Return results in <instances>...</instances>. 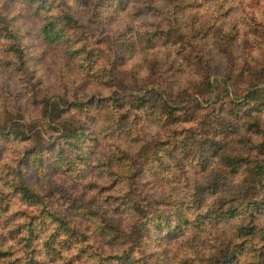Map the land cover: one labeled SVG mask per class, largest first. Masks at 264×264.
<instances>
[{"label": "rangeland", "instance_id": "rangeland-1", "mask_svg": "<svg viewBox=\"0 0 264 264\" xmlns=\"http://www.w3.org/2000/svg\"><path fill=\"white\" fill-rule=\"evenodd\" d=\"M133 1L110 12L55 0L51 10L89 9L88 46L123 53V64L113 66L115 98L156 90L171 110L137 111L116 130L103 110L109 90L96 78L80 90L74 80L80 62L67 64L60 47L40 44V19L21 0H0L25 56L19 62L7 51L12 39L0 33V250L6 252L0 264H212L240 242L241 218L209 220L205 210L240 201L253 209L243 225L257 234L229 264H263L257 251L264 253V205L254 209L252 202L264 198V179L256 176L264 164V111L257 114L262 126L245 129L236 105L250 92L253 103L264 97V0H184L182 37L168 34L175 45L144 44L155 24L131 14ZM156 25L167 32L164 23ZM127 39L133 48L124 49ZM32 92L47 98V115ZM78 97L89 106L75 103ZM64 121V129L72 124L80 131L74 158L49 149L65 132ZM15 124L30 139L8 137ZM37 124L43 131L29 130ZM24 187L38 203L21 194ZM176 206L188 219L183 231H158L157 217L170 214L161 222L171 225Z\"/></svg>", "mask_w": 264, "mask_h": 264}, {"label": "trees", "instance_id": "trees-1", "mask_svg": "<svg viewBox=\"0 0 264 264\" xmlns=\"http://www.w3.org/2000/svg\"><path fill=\"white\" fill-rule=\"evenodd\" d=\"M5 1V0H4ZM190 1V0H189ZM188 1V2H189ZM24 4L25 11L33 12V14L40 19V36L39 41L40 44L46 47H52L51 45H56L62 49L61 56L66 61L67 64L76 61V59L80 62L78 65V70H75L74 80H77V84L79 85L80 90L83 88L86 89L88 86L95 84L92 83L99 81L97 84L102 85L106 90H109V93L105 96L107 98V104L103 107L105 117L109 119L110 122H115L116 130L122 129L125 127V124L128 123L129 117L135 115L138 111L141 114H144L147 110H153V108L159 107L162 110L163 114H171V110L165 105V101L162 98V101L157 99L156 90H149L145 94L142 92H131L133 94H125L124 97H116L113 93L117 92L116 90V75H114V69L116 64L119 62L123 64L122 52L120 54H110L107 55L103 49H99L96 47L88 46V38L89 34L87 32L90 31V27L84 29V23L88 20H92L93 17L88 18L89 9H83V12L78 14L73 13L69 10H57L55 9L54 3L55 0H21ZM76 2H81V5L92 6V9L100 10L101 7L106 6L110 12L116 11V8L121 6H125L127 0H76ZM186 1L184 0H134L133 7L131 10L132 15H146L151 18L153 23L155 24L154 31H147L146 34L142 37V41L144 44L155 43L159 40H164L163 43H170L172 45L180 44L179 41L174 40L173 38H168L169 33H174L177 38L182 37V33L180 32L179 21H180V13L184 9V7L189 6L188 4H184ZM84 3V4H83ZM7 2H4L0 7V33L3 34L4 37H11L12 46H10L7 51L13 53V55L18 59L19 62H23L25 56L20 47L17 46L18 41L17 37L13 36L10 32L9 22L6 20L7 15ZM91 8V7H90ZM97 17L101 16L95 12ZM31 14V13H30ZM107 20L110 19L109 15H106ZM164 23L167 32H164L163 29H158L157 23ZM104 26V24H103ZM183 42L185 40L183 39ZM124 49L133 48L135 41L132 39H127L124 41ZM45 59V58H44ZM77 62V61H76ZM150 64V63H149ZM83 71V74H82ZM149 74V73H148ZM148 74L144 75V80H146ZM96 78V79H94ZM148 84V81H147ZM160 88V87H158ZM162 88V87H161ZM83 89V90H84ZM114 89V90H113ZM33 99L36 101V107L41 111L42 115L45 116L49 112L47 110L49 103L47 102V98L45 95H42V99L38 100L37 95L35 97L34 92H32ZM83 97H78V100L75 99V103L83 106H89V101L82 99ZM253 94L247 93L244 95V99L242 103H238L237 113L239 117L242 119V122L246 126L247 129L249 124L255 123L258 126H262L260 124V114L264 111V97L259 99L257 103H253ZM166 106V107H165ZM115 109L113 111V108ZM135 112V113H132ZM51 113V111H50ZM52 115V114H51ZM251 122V123H249ZM69 123V122H68ZM71 124V123H70ZM63 129L65 127V121L62 123ZM44 124H37L33 129H29L30 131L37 129L40 127L43 131ZM65 132L59 134L57 140L54 144L49 146V149L52 148L53 152L59 154L66 153L68 156L74 158L73 154L80 149V131L78 125H67L64 129ZM6 134V133H5ZM28 135L24 132L23 127L19 124H15L13 127L9 128L7 132V136L12 139L26 140L29 138ZM30 139V138H29ZM250 142V139H249ZM261 144L260 146H263ZM55 149V150H54ZM239 151V150H238ZM242 155L241 153L238 156ZM69 158L71 161L72 158ZM243 160L244 163H247V159L245 156L239 157ZM238 162V161H237ZM258 171H256V176L258 177V181L264 179V164H259ZM255 189V187H253ZM22 195L28 196L31 203L39 202L38 196L35 195L29 188L24 187V190L21 192ZM201 199V196L198 197ZM253 203V208H261L264 205V198L260 201L255 198ZM238 205H232L230 203L226 209H213L211 206L209 209L205 210L207 213V218L209 220H215L216 218H223L222 220H226L227 218H231L234 215L238 214L237 218H241L240 222L236 224V237L240 238V242L235 244L234 247L229 249L226 253L221 254V259L215 258L213 259L212 264H218V260L221 263L229 264L231 260L248 245L252 248L255 239H251L254 235L257 234V231L249 228L243 223L244 220H248L252 216L253 209L249 206L248 203L239 202ZM238 207V208H237ZM241 208V210H239ZM174 219L171 225L162 224V219L166 220L171 219V215L162 214L157 217V230L162 231L164 234H168L170 236L176 235L183 231V228L186 224L184 223L188 221L185 211L181 209L180 206H176L174 210ZM229 220V219H228ZM61 224H64L62 220L59 221ZM168 223V221H167ZM29 233L33 232V226H29ZM57 235V232H55ZM52 233L51 238L55 235ZM183 233V232H182ZM260 236V235H259ZM264 237V235H263ZM54 248V246H53ZM31 253V251H30ZM5 251L0 250V258L5 255ZM262 250L257 251V256L260 259L261 255H263ZM264 264V261H261Z\"/></svg>", "mask_w": 264, "mask_h": 264}]
</instances>
